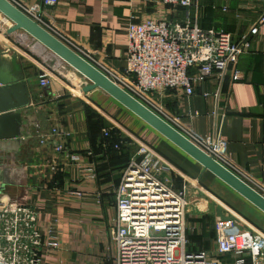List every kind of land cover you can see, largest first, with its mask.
<instances>
[{"label":"crops","instance_id":"0c3cea01","mask_svg":"<svg viewBox=\"0 0 264 264\" xmlns=\"http://www.w3.org/2000/svg\"><path fill=\"white\" fill-rule=\"evenodd\" d=\"M12 1L36 10L55 35L79 45L102 71L103 66L122 69L126 65L132 0H59L56 5L43 0ZM138 2L141 20L174 17L159 0ZM199 2V26L224 30L235 40L250 34L264 10V0ZM182 15L180 10L179 17ZM250 40L249 51L237 64L240 80L234 81L231 73L224 78L214 74L190 97L182 90H171L163 101L168 113L179 119L178 123L169 120L174 127L192 140L201 137L219 142L221 163L250 185L264 187V25ZM43 54L42 45L23 30L0 38V65L25 80L31 93L30 105L23 113L31 119L29 136L24 137L20 153L9 160L7 195L39 212L43 234L52 226L58 234L59 244L43 250L41 264H115L114 259H108L114 254L108 247L110 218L116 210L115 189L126 159L138 152L140 142L153 147L165 160L167 170L161 177L175 187L186 188L189 194V250L216 256V222L223 218H235L241 228L264 233L261 210L104 90L77 91L79 84L88 82L70 65L59 62L50 86H41L39 75L53 71L48 64L51 58ZM53 126L69 135L53 136L49 147L42 148L40 135ZM106 129L128 138V149L113 150L115 138L108 148L102 142ZM58 142L79 154L84 164L93 163L95 177L84 178L75 162L64 164L61 156L54 155L51 147ZM55 220L59 222L54 224ZM217 258L235 262L232 255Z\"/></svg>","mask_w":264,"mask_h":264},{"label":"built area","instance_id":"2783aa9c","mask_svg":"<svg viewBox=\"0 0 264 264\" xmlns=\"http://www.w3.org/2000/svg\"><path fill=\"white\" fill-rule=\"evenodd\" d=\"M43 1L52 5L59 3V0ZM159 1L171 9L174 17L141 20L139 2L132 0L126 65L122 69L103 66L104 71L100 70L166 121L178 123L179 119L168 113L164 96L171 90H182L190 97L198 85L214 74L224 78L231 73L234 81L240 80L239 58L249 51L250 36L258 34L264 25V10L250 34L235 40L224 30L199 26L200 0ZM22 9L52 32V27L36 10ZM180 10L184 14L182 18ZM11 26L12 22L0 13V38ZM61 40L83 57H89L75 42ZM51 77L52 71H43L39 75L41 86H50ZM83 85L79 84L76 90H81ZM109 133L110 129L104 131L105 136ZM64 134L58 126H53L49 133L40 135V146L49 147L51 137L62 138ZM192 141L221 162L219 142H208L201 137ZM51 148L54 155L63 158L64 164L75 162L83 170L84 178L95 177V165L84 164L81 156L69 152L62 142ZM165 170L167 164L157 151L140 142L138 152L124 168L115 189L116 210L110 218L109 229L115 264H264V233L241 228L235 218L216 222V256L203 250H189L188 192L186 188L176 190L164 180L161 173ZM254 188L264 195L263 186L258 184ZM58 244L54 226L43 234L37 210L0 194V264H41L43 250L56 248ZM220 255H232L235 262H223L217 258Z\"/></svg>","mask_w":264,"mask_h":264},{"label":"water","instance_id":"95a60500","mask_svg":"<svg viewBox=\"0 0 264 264\" xmlns=\"http://www.w3.org/2000/svg\"><path fill=\"white\" fill-rule=\"evenodd\" d=\"M0 13L12 22V26L5 35L17 30L25 31L88 80V84L81 88L83 93L97 88L104 90L264 213L263 194L121 88L12 0H0ZM30 102L31 93L27 82L16 75L9 74V70L0 65V194H7L11 158L20 153L21 146L26 141L24 137L29 136L28 128L31 119L23 113Z\"/></svg>","mask_w":264,"mask_h":264},{"label":"rangeland","instance_id":"374dc122","mask_svg":"<svg viewBox=\"0 0 264 264\" xmlns=\"http://www.w3.org/2000/svg\"><path fill=\"white\" fill-rule=\"evenodd\" d=\"M33 38V37H32ZM36 42H38L37 40H35ZM42 45V44H41ZM42 47L44 48V54H43V57L46 58V57H49L51 59L48 60V64L49 66L53 67V71L52 72H56L58 71V67L57 65H59V62L61 63H66L64 60H62L60 57H58L55 53H53L51 50H49L48 48H46L45 46L42 45ZM30 48H32V44L30 45ZM67 64V63H66ZM69 65V64H68ZM55 74V73H54ZM57 74V73H56ZM153 148V147H152ZM154 149V148H153ZM183 179V178H182ZM183 182V180H182ZM172 187L176 190H180V187H175L173 184H172ZM189 195V194H188ZM189 197V196H188ZM109 250L112 251L113 249V246H112V240L110 241V245H109ZM110 251V252H111ZM109 252V253H110ZM113 253V252H112ZM108 256V255H107ZM106 256V257H107ZM112 258V259H111ZM109 260H113L114 259V254L112 255V257L108 258Z\"/></svg>","mask_w":264,"mask_h":264},{"label":"trees","instance_id":"16d2710c","mask_svg":"<svg viewBox=\"0 0 264 264\" xmlns=\"http://www.w3.org/2000/svg\"><path fill=\"white\" fill-rule=\"evenodd\" d=\"M112 130L110 129V133H109L108 136H105V135L103 136L102 142L104 144H106V146H108V148H109L110 141L115 138L116 141H115V143L113 145V150H119V148L121 149V147L128 149V146H129V143L127 142L128 141V138H126V140H124V137L120 136L121 133H117V132L112 131ZM116 145L118 146V148L115 147ZM128 162H129V160L126 159L125 167L128 164ZM188 238H189V236H188Z\"/></svg>","mask_w":264,"mask_h":264}]
</instances>
